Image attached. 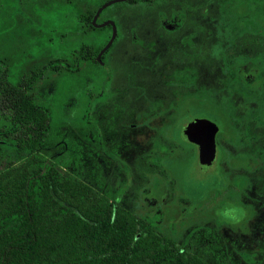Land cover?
Wrapping results in <instances>:
<instances>
[{
	"label": "flooded vegetation",
	"instance_id": "af4514ba",
	"mask_svg": "<svg viewBox=\"0 0 264 264\" xmlns=\"http://www.w3.org/2000/svg\"><path fill=\"white\" fill-rule=\"evenodd\" d=\"M122 3L133 10L139 8L127 14L146 16L154 24L157 23L156 28L152 23L150 31L161 29L169 35L154 32V37L147 39L138 34L137 25L134 24L122 30L119 20L124 16V11H106L117 3L105 8L96 18V23L93 20L96 11L92 17L84 13L77 18L80 32L84 37H90V41H82L69 58L64 56L56 60L60 59L61 66L67 70L72 69L71 64L76 61L77 68L72 70L80 71L82 64L88 62L86 58L93 54L92 63L96 64L99 73L97 89L93 93L88 92L93 96V129L92 133L83 137L86 150L82 152L79 149L81 157L76 158L77 164L90 165L94 169L91 175L96 176V188L109 194L111 201L123 208L132 210L135 205L148 208L157 206L159 198L150 196L151 192L143 196L138 191L142 184L147 183L144 172L159 171L151 160H160L173 152V131L179 130L183 137V130L190 123L203 119L196 117L181 126L183 98L198 91L210 94L223 107L221 112L226 115L224 124L227 126L223 128L224 124L220 126L217 120H210L218 126L215 161L217 158L218 161L219 158L228 161L230 158L248 159V163L242 166L244 172L240 173L245 175L247 183L242 190L237 189L244 196L242 205L250 211L249 218L244 222L248 223L250 232H238L234 236L229 230L232 227H228L223 235L227 234L230 238L225 240L219 233L222 226L227 227V224H218V221L217 228L199 225L208 228L201 229L204 236H200L204 240L199 238L214 257L223 251L227 264H245L243 254L262 257L264 250L259 247L264 242V0H127ZM164 5L170 9L155 11ZM212 7L214 18L211 16ZM214 22L215 25L219 23L223 34H226L219 60H213L212 46L217 44L213 39ZM186 29L187 34L179 36V32ZM114 30L117 33L113 43L102 53ZM200 32L205 37L197 41ZM128 39L133 40L138 57L133 55L123 64L113 65V48L118 41ZM32 66L19 77L15 76L14 71L12 74L0 72L2 94L5 95L6 90L19 88L36 98V76L44 66ZM202 69L205 74L211 75V80H204L203 86L198 87L196 83ZM186 76L189 78L186 79ZM138 80L143 84L139 85ZM154 86L156 90H153ZM180 87L187 88L189 93H181ZM215 94L221 95L219 101L214 98ZM233 120L237 122L236 127H232ZM231 130L235 131L234 138L231 137L233 139L228 137L233 133ZM0 132V139L8 137L11 141L7 129ZM222 132L227 134L225 146L219 139ZM192 143L199 152L198 145ZM237 146L238 153L230 154ZM13 151L15 155L9 158H33L17 144H13ZM17 151L20 154L16 155ZM47 152L49 158H61ZM1 155L0 158H3L4 155ZM90 158H94L95 163ZM200 167L202 169L201 164ZM141 173L146 179L144 183L140 182ZM79 174L86 178L87 173ZM162 212L163 209H160L159 213ZM194 228L190 229L188 235L196 243V233L200 229L192 236L191 230ZM218 243L219 247L216 246Z\"/></svg>",
	"mask_w": 264,
	"mask_h": 264
},
{
	"label": "rangeland",
	"instance_id": "374dc122",
	"mask_svg": "<svg viewBox=\"0 0 264 264\" xmlns=\"http://www.w3.org/2000/svg\"><path fill=\"white\" fill-rule=\"evenodd\" d=\"M1 2L3 8L0 12V72L7 71L12 74L14 71L15 76L19 77L32 65L44 66L43 71L46 74L39 80L36 87V100L39 104L49 108L51 117L44 147H49L47 150L50 154L73 161V158L81 157L79 149L82 152L86 150L84 145L87 144L83 143V137H86L87 133H92L93 96L88 92L93 93L97 89L99 73H97L96 64L92 62L82 64L80 71L72 70L73 67L70 70L56 71L54 73L58 75L53 74L49 77L50 71L46 69L49 68L51 59L64 56L69 58L79 44L82 41L89 42L90 37H84L81 32L72 34L71 31L78 26V21L76 17L73 18L65 12L69 10L47 9L50 7L41 9L42 7L36 6L33 0H0ZM51 6H54V2ZM166 8L170 9L168 5H164L155 11ZM115 9L124 11V16L119 20L122 30L134 24L137 25L138 34L140 33L147 39L154 37V32L169 35L161 29L150 31L152 23L155 28L158 25L146 16L135 17L133 14H127L139 8L133 10L126 3L120 2L110 6L106 11ZM211 16L214 18L213 7ZM219 26V23L215 25L213 33V39L217 41V44L212 46L213 60L220 59L221 44L226 40V34H223ZM187 32V29L182 30L179 36ZM204 35L200 32L196 37L197 41L203 40ZM112 54V64L121 65L127 58L130 59L138 54V49L134 46L132 39L120 40L113 48ZM102 70L106 69L102 68ZM201 71L196 83L198 87L203 86L204 80H211L210 74H205L203 69ZM188 78L189 76H186V79ZM138 81L139 85L143 84L141 80ZM153 90H156V86ZM189 91L187 88L180 87L181 93L185 94ZM219 97L221 95H214L218 101ZM222 110L223 107L216 103L210 94L207 95L201 91L188 94L182 100L181 126L196 117L217 120L222 126L226 121V115L221 112ZM233 122L232 127H236V120ZM7 128L8 121L0 111V130ZM223 128L227 126L224 124ZM231 131L233 133L228 137L234 138L235 131ZM173 135H175L173 152H169L160 160L157 158L151 160L158 166L159 171L144 172L147 183L142 184L138 189L143 196L151 192L150 196L160 199L159 204L149 208L135 205L131 209L138 214L151 215L152 219L158 221L159 229H163L164 233L172 238L176 237L181 244L187 240V246L191 251L196 250L199 255L210 254L207 251V245L204 244L203 248L196 246L195 240L188 236L190 229L199 225L217 228L219 221L218 224L220 222L227 224V227L222 226L219 233L225 240L230 238L227 234L223 235L225 228L228 229V227L233 228L229 230L234 236L238 232H250L248 223H244L249 218L250 211L242 205L243 200L241 199H244V196L242 197L237 189L239 187L242 190L247 183L245 175L240 173L244 172L242 166L248 163V159L228 158V161L226 158H219V162L217 158L213 167L209 171H204L200 167L199 152L195 145L185 140L177 129L173 131ZM226 137L227 134L223 132L219 137L224 146ZM0 141V156H2L1 153L4 155L3 158L15 155L13 144L8 137H2ZM235 151L238 153V146L234 147L230 154L234 155ZM18 154H20L19 151L16 152V155ZM90 160L95 163L94 158ZM76 166L78 173H87L85 174L87 181L95 183L96 176L91 175L94 169L92 170L90 165L77 164ZM140 177V182L144 183L146 179L142 173ZM160 209H163L162 213H159ZM239 227L240 229H237ZM215 240L219 242L218 239L215 238ZM216 246L219 247L220 243ZM259 248L264 250V242ZM243 255L247 256V254ZM216 256L217 260L227 264V257L223 251L217 253Z\"/></svg>",
	"mask_w": 264,
	"mask_h": 264
},
{
	"label": "trees",
	"instance_id": "16d2710c",
	"mask_svg": "<svg viewBox=\"0 0 264 264\" xmlns=\"http://www.w3.org/2000/svg\"><path fill=\"white\" fill-rule=\"evenodd\" d=\"M107 1L33 0L41 9L69 10L65 12L76 19L84 13L92 17ZM2 8L1 2L0 12ZM80 30L77 26L71 32ZM52 60L48 77L66 70L60 59ZM86 60L92 62L93 54ZM71 67L77 68L76 63ZM44 74L43 69L37 72V83ZM0 110L12 143L33 155L0 158V264H223L213 254L191 251L187 240L181 244L168 236L150 216L111 201L77 172L76 158H49L44 142L50 110L32 93L18 88L3 95L0 82ZM205 228L191 230L193 236L200 229L199 248ZM247 256L245 264H264V255Z\"/></svg>",
	"mask_w": 264,
	"mask_h": 264
},
{
	"label": "water",
	"instance_id": "95a60500",
	"mask_svg": "<svg viewBox=\"0 0 264 264\" xmlns=\"http://www.w3.org/2000/svg\"><path fill=\"white\" fill-rule=\"evenodd\" d=\"M119 1H126V0H109L102 7H100L97 11V16L101 12V10L115 2ZM100 24V26L105 25ZM114 28H116L115 24L113 23ZM117 31L114 30V33L106 44L102 53L113 43ZM218 131V126L207 119L196 120L190 123L184 130H183V137L191 140L192 142L196 143L199 147V161L204 171H209V169L213 166L216 156V134Z\"/></svg>",
	"mask_w": 264,
	"mask_h": 264
}]
</instances>
